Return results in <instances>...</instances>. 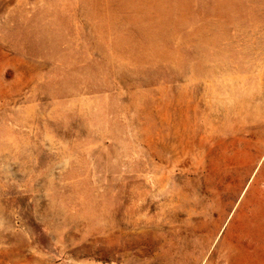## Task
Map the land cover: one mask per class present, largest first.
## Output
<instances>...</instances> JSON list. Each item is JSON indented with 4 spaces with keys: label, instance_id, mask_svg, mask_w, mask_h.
Masks as SVG:
<instances>
[{
    "label": "rangeland",
    "instance_id": "374dc122",
    "mask_svg": "<svg viewBox=\"0 0 264 264\" xmlns=\"http://www.w3.org/2000/svg\"><path fill=\"white\" fill-rule=\"evenodd\" d=\"M263 189L264 0H0V264H264Z\"/></svg>",
    "mask_w": 264,
    "mask_h": 264
},
{
    "label": "crops",
    "instance_id": "0c3cea01",
    "mask_svg": "<svg viewBox=\"0 0 264 264\" xmlns=\"http://www.w3.org/2000/svg\"><path fill=\"white\" fill-rule=\"evenodd\" d=\"M247 189H249V186L247 187ZM261 198L262 199H260V197L257 196V204H256L257 210H256V213L253 214V216H251V218L255 219V225L250 226L249 223L247 225L248 230H249V227H253L255 228V231L257 233L264 232V197H261ZM245 202H247V206H248V198L246 200L245 196H243L242 203L245 205ZM248 220H249V216H248Z\"/></svg>",
    "mask_w": 264,
    "mask_h": 264
}]
</instances>
